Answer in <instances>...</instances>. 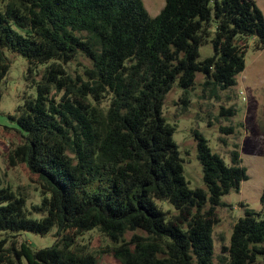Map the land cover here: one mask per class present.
I'll return each instance as SVG.
<instances>
[{
  "label": "trees",
  "instance_id": "trees-1",
  "mask_svg": "<svg viewBox=\"0 0 264 264\" xmlns=\"http://www.w3.org/2000/svg\"><path fill=\"white\" fill-rule=\"evenodd\" d=\"M209 40L214 54L199 60ZM251 40L264 48L256 0H165L156 16L143 0H0V103L5 49L27 59L36 87L11 115L21 141L7 160L26 164L41 192L28 207L26 194L0 187V264H98L79 240L95 228L123 264H216L217 207L248 170L237 146L227 163L195 130L205 187L191 188L165 98L178 86L185 109L198 74L212 94L235 85ZM242 206L219 259L264 264V214ZM54 227L55 242L40 249L3 235Z\"/></svg>",
  "mask_w": 264,
  "mask_h": 264
},
{
  "label": "rangeland",
  "instance_id": "rangeland-1",
  "mask_svg": "<svg viewBox=\"0 0 264 264\" xmlns=\"http://www.w3.org/2000/svg\"><path fill=\"white\" fill-rule=\"evenodd\" d=\"M151 16L158 15L165 6V0H143ZM264 13V0H256ZM10 62V69L2 83L3 97L0 103V187L10 185L15 191L28 196L27 206L31 202L41 201L40 188L36 177L31 174L26 164L10 166L7 153L12 144L21 141L18 133L19 125L11 115L24 102L28 95L36 94V87L27 80V59L9 49H5ZM214 54L211 40L200 46L199 60ZM87 62V61H85ZM76 64L69 66L70 70ZM44 69V65L41 66ZM40 78V76H38ZM204 76L198 74L197 83L189 92V102L184 109L181 97L184 91L175 86L165 98L164 114L168 121L175 125L174 138L180 146L184 163V174L191 188L205 187L203 168L198 158L195 130H199L208 140L214 152L219 153L227 163H231V152L237 146L242 164L247 167L249 178L241 183L239 190L224 195L222 200L227 204L218 206L219 223L213 232L214 260L219 259L223 243L229 244L233 226L239 217L244 216L248 207L264 214L261 197L264 190V48L255 46L251 40L246 53V68L236 77V84L225 89L219 88L217 93L204 90ZM234 110L233 115L229 109ZM233 127L230 132L224 128ZM165 209L175 211L172 204L159 200ZM57 228L48 233L32 230L7 231V246L13 241L19 245L28 241L34 248L40 249L53 245L56 240ZM133 232H128L130 239ZM80 242L86 250L93 252L98 264H123L110 252L115 243L98 228L81 234ZM13 264H27L25 258L15 260Z\"/></svg>",
  "mask_w": 264,
  "mask_h": 264
}]
</instances>
